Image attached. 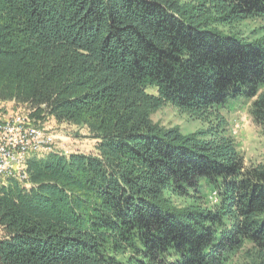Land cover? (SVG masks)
<instances>
[{
	"label": "trees",
	"instance_id": "obj_1",
	"mask_svg": "<svg viewBox=\"0 0 264 264\" xmlns=\"http://www.w3.org/2000/svg\"><path fill=\"white\" fill-rule=\"evenodd\" d=\"M254 19L264 0H0V102L97 142L0 183V264H264V162L220 110L251 100L264 135V35L235 33ZM165 107L206 127H165Z\"/></svg>",
	"mask_w": 264,
	"mask_h": 264
},
{
	"label": "rangeland",
	"instance_id": "obj_2",
	"mask_svg": "<svg viewBox=\"0 0 264 264\" xmlns=\"http://www.w3.org/2000/svg\"><path fill=\"white\" fill-rule=\"evenodd\" d=\"M235 33L242 34L249 39L259 38L264 35V24L260 19L249 20L236 26ZM151 93V90H148ZM251 100L238 98L229 100L221 107L222 114L229 122L230 134L235 140L239 153L242 155L246 165L264 162V135L261 130L253 124L249 113ZM0 111L3 112H24L30 116L35 124L48 130L54 137L55 146H49L41 156L57 151L70 155L72 153H92L96 141L90 138L87 129H79L66 124H59L51 117L44 119H34L26 107H15L13 103L0 102ZM154 120L165 127H177L183 134H191L204 129L206 125L188 115L179 113L176 109L165 107L154 115ZM40 156V157H41ZM7 180L0 181L5 183ZM27 183L23 185H27ZM194 196L199 198L202 206L212 208L218 202L215 185L206 180H199L195 188ZM244 250H237L230 255L226 264H232L239 260L240 254ZM237 256V257H235ZM235 257V258H234Z\"/></svg>",
	"mask_w": 264,
	"mask_h": 264
},
{
	"label": "built area",
	"instance_id": "obj_3",
	"mask_svg": "<svg viewBox=\"0 0 264 264\" xmlns=\"http://www.w3.org/2000/svg\"><path fill=\"white\" fill-rule=\"evenodd\" d=\"M55 145L52 133L35 124L28 114L0 111V174H18L17 158L26 149Z\"/></svg>",
	"mask_w": 264,
	"mask_h": 264
},
{
	"label": "bare ground",
	"instance_id": "obj_4",
	"mask_svg": "<svg viewBox=\"0 0 264 264\" xmlns=\"http://www.w3.org/2000/svg\"><path fill=\"white\" fill-rule=\"evenodd\" d=\"M52 142H54V137L52 136ZM48 149V147H47ZM46 150V147H39L36 149H26L23 153H20L17 158V173H1L0 181H4L6 179H14L21 184H25L28 182V172L27 165L30 158L34 156L40 157L42 152ZM28 185V184H27Z\"/></svg>",
	"mask_w": 264,
	"mask_h": 264
}]
</instances>
